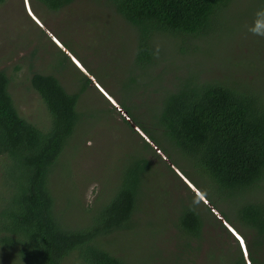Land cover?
Here are the masks:
<instances>
[{
    "label": "trees",
    "instance_id": "16d2710c",
    "mask_svg": "<svg viewBox=\"0 0 264 264\" xmlns=\"http://www.w3.org/2000/svg\"><path fill=\"white\" fill-rule=\"evenodd\" d=\"M36 1L57 11L74 0ZM104 1L136 36L134 58L142 69V77L149 75V66L156 58L155 37L172 38L174 44L186 45L180 48L181 54L195 53L193 42L223 25L230 13L229 6L238 3ZM3 2L0 0V4ZM252 2L256 12H264V0ZM62 55L69 59L65 52ZM81 77L84 85L80 92L92 82L86 75ZM226 79L207 80L195 73L175 76L173 86L164 89L147 121L142 119L141 123L125 110L146 136L142 137L141 152L122 174L115 193L90 213V223L73 226L66 225L56 214L49 183L62 164V153L81 119L77 109L80 92L68 93L52 75L32 73L30 85L49 118L47 127L42 129L20 116L8 92L10 78L0 71V185L5 189L4 194L0 193V251L12 250L11 263L15 260V264H137L135 259L126 260L107 250L104 240L114 233L131 232L137 225L144 177L153 169L150 155L155 152L150 142L159 147L158 139H162L171 151L176 150L192 161L194 166L188 168L191 175L205 174L217 191L227 193L238 203L237 215L230 224L244 229L240 228L239 233L247 243L250 262L264 264V200L246 197L264 182L263 90ZM162 161L161 166L171 168L167 159ZM178 195L180 209L173 224L179 227L180 241L170 253L175 256L174 264H195L193 254L199 251L200 242L217 233L225 241L226 255L236 256L224 264H246L224 222L222 227L210 213L213 207L203 205L192 191ZM206 225L207 230L212 229L209 233L204 230ZM228 239L235 244V252L227 245ZM146 262L148 256L142 255V264Z\"/></svg>",
    "mask_w": 264,
    "mask_h": 264
},
{
    "label": "rangeland",
    "instance_id": "374dc122",
    "mask_svg": "<svg viewBox=\"0 0 264 264\" xmlns=\"http://www.w3.org/2000/svg\"><path fill=\"white\" fill-rule=\"evenodd\" d=\"M237 2L229 6L223 25L193 42L195 53L181 54L180 48L186 45L174 44L172 38L155 37L156 58L149 66V75L143 77L134 58L136 36L104 0H74L57 11L46 9L36 0H4L0 4V71L10 78L8 92L20 116L42 129L49 123L44 105L30 85L32 73L56 77L68 93L81 89L82 75L92 79L79 91L77 109L81 119L49 183L55 197L54 210L66 225L89 224L90 213L115 193L122 174L137 160L142 147L143 134L135 130L139 125L125 110L141 123L142 119L147 121L164 89L173 86L175 76L195 73L221 81L228 77L235 84L261 88L264 96V12H256L252 0ZM27 4L41 25L28 14ZM61 51L74 56L83 69L79 70L70 58L64 59ZM94 82L121 111L110 104ZM150 144L155 152L150 155L153 169L144 177L138 223L131 232L105 238L107 250L126 260L135 259L137 264H142V255L148 256L146 264H174L175 256L170 253L180 241L179 227L173 224L180 209L178 194L190 191L203 205L213 207L210 213L222 227L221 218L238 233L240 228L244 230L230 224L237 215L238 203L233 198L217 191L205 174L191 175L188 168L194 166L192 161L171 151L162 139H158L160 148ZM162 159L168 160L170 169L161 166ZM3 191L0 185V193ZM246 197L264 200V182ZM207 229L204 226L206 232L212 231ZM226 243L235 252L231 239ZM198 247L193 254L195 264H224L236 258L226 255L227 246L219 233L206 237ZM7 252L0 251V264L11 263L13 252ZM15 263L13 260L11 264Z\"/></svg>",
    "mask_w": 264,
    "mask_h": 264
},
{
    "label": "clouds",
    "instance_id": "9594fccd",
    "mask_svg": "<svg viewBox=\"0 0 264 264\" xmlns=\"http://www.w3.org/2000/svg\"><path fill=\"white\" fill-rule=\"evenodd\" d=\"M28 4H27V12H28V14L30 15V13H29V9H28ZM31 16V15H30ZM35 17V16H34ZM31 18H32V16H31ZM33 19V18H32ZM34 20V19H33ZM36 22V21H35ZM52 40H53V42L58 46V45H60V43L55 39V38H53L52 37ZM65 52H67L66 50H65ZM68 53V52H67ZM69 54V53H68ZM69 58L71 59V61H72V63L79 69V70H82L83 68H82V66H81V64L79 63V61L74 57V56H69ZM91 79V78H90ZM92 80V79H91ZM94 85H95V87H96V85H97V83L96 82H94ZM98 86V85H97ZM97 88V87H96ZM98 89V88H97ZM101 90V88L99 87V89H98V91L110 102V104L112 105V106H114L115 108H117L119 111H121V107H119V105L113 100V99H111L105 92H101L100 91ZM135 130H137L138 132H140V130H138L137 129V127L135 126ZM141 133V132H140ZM141 134H143V133H141ZM142 136H144L145 138H146V136L143 134ZM179 173V172H178ZM183 178V177H182ZM185 182L187 183V185L188 186H192L187 180H185ZM196 193L198 192L196 189H193ZM196 195V194H195ZM198 196L204 201V202H206V198L205 199H203V197L200 195V193L198 192ZM221 220L224 222L223 224L227 227V229H228V231L234 236V238L236 239V241L238 242V244H239V246H240V248H241V250H242V252L245 254V256H246V264H250V262H249V260L247 259V250H246V246H245V243H244V240H243V238L241 237V235L236 231V230H234L229 224H227L222 218H221Z\"/></svg>",
    "mask_w": 264,
    "mask_h": 264
},
{
    "label": "bare ground",
    "instance_id": "6f19581e",
    "mask_svg": "<svg viewBox=\"0 0 264 264\" xmlns=\"http://www.w3.org/2000/svg\"><path fill=\"white\" fill-rule=\"evenodd\" d=\"M28 9H29V7H28ZM29 13L31 14L32 18L36 20V23L39 24V25H41V24L39 23V21L33 16V14L31 13L30 10H29Z\"/></svg>",
    "mask_w": 264,
    "mask_h": 264
},
{
    "label": "flooded vegetation",
    "instance_id": "af4514ba",
    "mask_svg": "<svg viewBox=\"0 0 264 264\" xmlns=\"http://www.w3.org/2000/svg\"><path fill=\"white\" fill-rule=\"evenodd\" d=\"M227 228V227H226ZM228 230V229H227Z\"/></svg>",
    "mask_w": 264,
    "mask_h": 264
},
{
    "label": "water",
    "instance_id": "95a60500",
    "mask_svg": "<svg viewBox=\"0 0 264 264\" xmlns=\"http://www.w3.org/2000/svg\"><path fill=\"white\" fill-rule=\"evenodd\" d=\"M171 165V164H170ZM221 218V217H220Z\"/></svg>",
    "mask_w": 264,
    "mask_h": 264
}]
</instances>
